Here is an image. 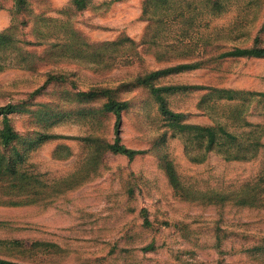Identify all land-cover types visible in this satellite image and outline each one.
Wrapping results in <instances>:
<instances>
[{
  "label": "rangeland",
  "instance_id": "374dc122",
  "mask_svg": "<svg viewBox=\"0 0 264 264\" xmlns=\"http://www.w3.org/2000/svg\"><path fill=\"white\" fill-rule=\"evenodd\" d=\"M92 2L76 13L71 0L21 11L0 0V32L16 42L0 52V107L19 108L17 138L0 143V258L264 264V59L220 55L256 35L264 45V0ZM180 64L192 67L155 80L182 87L164 94L167 107L186 115L181 125L223 128L225 150L172 130L135 84ZM49 74L63 81L45 86ZM106 90L126 103L118 135L141 153L132 160L106 151L107 99L81 95Z\"/></svg>",
  "mask_w": 264,
  "mask_h": 264
},
{
  "label": "trees",
  "instance_id": "16d2710c",
  "mask_svg": "<svg viewBox=\"0 0 264 264\" xmlns=\"http://www.w3.org/2000/svg\"><path fill=\"white\" fill-rule=\"evenodd\" d=\"M93 2L92 0H71V7L74 12L79 13L88 10L91 8ZM26 5V0H14V7L16 11H21L23 7ZM11 30V29H10ZM15 36L11 34V31L7 30L4 32H0V52L2 50H5L7 47H10L14 45L15 42ZM221 57H232V58H245V59H264V45L261 43L260 38L258 35L254 37L252 44L249 47L244 48H233L229 51H225L221 53ZM189 67H192L191 65H185L180 64L175 67L156 70L153 72H150L146 75H142L137 77L135 80V84L138 86H146L149 88V91L151 95L155 98V101L158 105V112L162 116V118L168 122L169 127L172 130H178V132L184 133V130L186 129H193L195 131L206 133L207 135V150L215 149V147L219 146L218 152L221 150H225V143L228 142V137L230 139L233 138V136H229L228 132H225L223 128H218L216 131L215 128L210 127H197V126H190V125H181V122L183 121L185 114L175 113L172 110H170L167 107V103L165 100L164 94L167 93H173L181 88L179 87H173V86H157L155 84V80L166 76L170 74H176L181 72L182 70L188 69ZM53 81H63L60 77H55L54 75L49 74L48 79L45 83V86ZM225 92L230 93V91L224 90ZM83 96L88 97H96L98 95L104 96L107 100L103 105V111H107L112 113L115 116V123H114V132H115V138L112 143H108L106 145V151H109L112 154L115 155H121L129 160L134 159L137 155L141 154L139 151L133 150L131 148H128L125 144L122 143L121 137L118 135V129L119 125L121 123V116L122 112L126 107V103L123 101H118L115 99L112 95L107 93L106 91H101L100 93L96 92H88L87 94L82 93ZM258 97L261 96L264 98V92H260ZM104 98V99H105ZM19 111V108L16 105L7 104L5 106L0 107V118L2 122V128L0 130V143H2L4 149H7L12 142L17 138L16 134L13 130V127L11 125L10 115ZM202 137V136H200ZM58 137L55 135H48L41 133L39 134L38 140L39 141H45L48 139H57ZM235 140V137L234 139ZM231 140V142L233 141ZM222 142V143H221ZM230 142V140H229ZM248 146L247 148H249ZM247 148L245 150L247 151ZM255 148V147H254ZM239 157V154L237 156ZM9 168V166H8ZM12 173H15L13 170ZM144 223L146 225H149V222L144 220ZM151 248V247H149ZM0 264H20L17 262H14L12 260L3 259L0 258Z\"/></svg>",
  "mask_w": 264,
  "mask_h": 264
}]
</instances>
